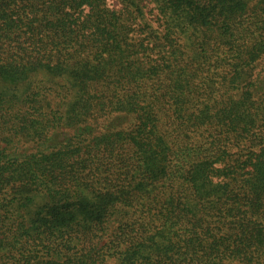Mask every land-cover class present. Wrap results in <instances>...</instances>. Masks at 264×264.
<instances>
[{
  "label": "trees",
  "instance_id": "16d2710c",
  "mask_svg": "<svg viewBox=\"0 0 264 264\" xmlns=\"http://www.w3.org/2000/svg\"><path fill=\"white\" fill-rule=\"evenodd\" d=\"M0 0V264H264V0Z\"/></svg>",
  "mask_w": 264,
  "mask_h": 264
},
{
  "label": "rangeland",
  "instance_id": "374dc122",
  "mask_svg": "<svg viewBox=\"0 0 264 264\" xmlns=\"http://www.w3.org/2000/svg\"><path fill=\"white\" fill-rule=\"evenodd\" d=\"M109 3L113 6H118V1L117 0H108ZM37 264V263H35ZM108 264H116L115 260H110Z\"/></svg>",
  "mask_w": 264,
  "mask_h": 264
}]
</instances>
